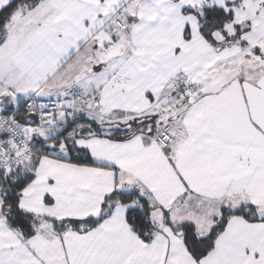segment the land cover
I'll list each match as a JSON object with an SVG mask.
<instances>
[{"label":"snow or ice","instance_id":"snow-or-ice-1","mask_svg":"<svg viewBox=\"0 0 264 264\" xmlns=\"http://www.w3.org/2000/svg\"><path fill=\"white\" fill-rule=\"evenodd\" d=\"M0 264H264V0H0Z\"/></svg>","mask_w":264,"mask_h":264}]
</instances>
